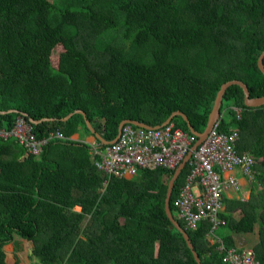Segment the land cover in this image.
<instances>
[{"label": "trees", "instance_id": "16d2710c", "mask_svg": "<svg viewBox=\"0 0 264 264\" xmlns=\"http://www.w3.org/2000/svg\"><path fill=\"white\" fill-rule=\"evenodd\" d=\"M263 51L264 0H0V128L22 117L35 140H47L25 157L15 137L0 139V264L16 238L31 244L32 264H198L164 210L173 173L140 170L103 186L90 144L71 137H93L87 120L111 142L123 120L157 127L174 112L201 133L225 83L264 98ZM219 119L221 131L237 129L239 153L259 160L249 199L226 201L230 234L221 240L227 249L256 233L264 264V105L248 107L232 85ZM171 123L191 134L181 116ZM187 173L186 165L169 203L183 229L172 202ZM208 230L184 229L201 264H224Z\"/></svg>", "mask_w": 264, "mask_h": 264}, {"label": "built area", "instance_id": "2783aa9c", "mask_svg": "<svg viewBox=\"0 0 264 264\" xmlns=\"http://www.w3.org/2000/svg\"><path fill=\"white\" fill-rule=\"evenodd\" d=\"M239 117L240 111L234 109ZM218 119L206 139L193 151L187 162L188 173L179 187L173 207L184 229L195 231L207 222V239L217 241L215 231L226 224L224 213L230 195L240 201L246 198L245 186L238 174L252 187L256 183V165L259 160L250 152L239 153V134L236 128L229 133L221 131ZM53 135L51 134L50 137ZM57 137H62L56 134ZM15 137L24 145L25 154L37 156L47 140H35L30 125L18 117L12 129L0 128V139ZM198 138L178 128L174 123L158 128L144 129L130 124L121 128L114 143L103 144L94 141L90 144L94 166L106 179H130L138 176L140 170L163 169L173 173L184 161ZM252 190V189H251ZM224 264H260L254 250L245 245L225 248L218 242Z\"/></svg>", "mask_w": 264, "mask_h": 264}, {"label": "water", "instance_id": "95a60500", "mask_svg": "<svg viewBox=\"0 0 264 264\" xmlns=\"http://www.w3.org/2000/svg\"><path fill=\"white\" fill-rule=\"evenodd\" d=\"M263 60H264V51L262 52V54L260 55L259 60H258L259 69L264 74V62H263ZM232 85H239L240 87H242V89L244 91V95H245V104L248 107L256 108V107H261V106L264 105V98L254 99V98L250 97L249 89H248L247 85H245L244 83H242L240 81H236V80L227 82L224 85H222V87H221V89H220V91H219V93L217 95L213 111L210 114L208 125H207L206 129L203 132H201V133L197 132L190 125L188 118L183 113L174 112L169 117V119L165 123H163V125L157 126V127H151V126H148L146 124H143V123H140V122H137V121L123 120L118 125L116 137L111 142H107V141L103 140L97 133H95L94 130L92 129L90 123L87 120H85L86 126L88 127V129L90 130L91 134L93 135V138L97 139L98 141H100V142H102L104 144L114 143L117 140V138L119 137V135H120L122 126L125 125V124H130V125H133V126L144 128V129H158V128L164 127V126L168 125L169 123H171L174 120V118L177 117V116H181L184 119V121L188 123V128H189L190 132L192 134L196 135L198 140L195 143V145L192 147V150L188 153V155L186 156L184 161L181 163V165L177 168V170H175L173 172L171 178L168 181L167 190H166L165 199H164V210H165L167 218L172 223V225L180 233H182L183 238L185 239L189 249L192 250L194 259H195V261L198 264H201L200 263V259L198 258V256L196 255L195 251L193 250L192 244L190 243V240L188 238L187 233L184 231L183 228L180 227L178 222L172 216V213H171L170 208H169L170 197H171V194H172V191H173V188H174V183L178 179L179 175H181V173H182L183 169L185 168L187 162L191 158L193 151H195L197 149V147L206 139V137L208 136L210 130L212 129L214 124L217 122V120L220 118V116H221V104H222V101H223L224 94H225L226 90ZM77 112L78 113H82L81 111H77ZM70 116L71 115H68L66 118H64V120H67ZM33 123L37 124V122H35V121Z\"/></svg>", "mask_w": 264, "mask_h": 264}, {"label": "crops", "instance_id": "0c3cea01", "mask_svg": "<svg viewBox=\"0 0 264 264\" xmlns=\"http://www.w3.org/2000/svg\"><path fill=\"white\" fill-rule=\"evenodd\" d=\"M79 137H80L79 134H75L71 137V139L77 140ZM83 139L86 143H89V144H91L95 141L92 136H84ZM238 176L240 178L241 183L246 187L245 188L246 198L249 199V197L251 195V186L242 175L238 174ZM228 200H233L232 195H230L228 197ZM226 209H227V204H226ZM237 212H240V210H235L233 212L234 217H236ZM208 241L210 244H214V243H218L222 240H221V238H219V239H217V241H214L212 239H208ZM234 241H235L234 246L245 245V246L250 247L254 250V246L257 243L258 238H257L256 233H251V234H244V235H236L234 237ZM7 246H9V248H10L9 250H10L11 255L13 257L15 256V258L17 257L18 260H21V254L22 255L25 254L27 259H28L27 264L39 263V260L37 258H35L34 256H32L31 250H30L31 244L28 241L16 238L14 240V243L9 244ZM7 246L4 247V251H5L6 255H8ZM7 258H8V263L11 264V261H12L11 258H9L8 256H7ZM20 264H22V263H20Z\"/></svg>", "mask_w": 264, "mask_h": 264}, {"label": "rangeland", "instance_id": "374dc122", "mask_svg": "<svg viewBox=\"0 0 264 264\" xmlns=\"http://www.w3.org/2000/svg\"><path fill=\"white\" fill-rule=\"evenodd\" d=\"M63 51V48H62V46L61 45H56V47L54 48V51H53V53H52V56H51V61H52V65L54 66V67H56L57 66V63H58V58H59V54L61 53ZM224 118L226 119V120H229V117H228V115H224ZM79 135H80V139L81 140H83V138H84V136H83V134H82V132H80L79 133ZM166 179V181H169V179L168 178H165ZM77 210V209H76ZM237 215H236V219H240V217H241V213L240 212H237L236 213ZM175 216H176V213H175ZM226 234H230V232L226 229V228H223V227H220V228H218L216 231H215V233H214V235L216 236V237H219V238H221L223 235H226ZM10 248H9V246H7V252H8V257L9 258H11V264H13L14 262H15V260H16V258H15V256L13 257L12 255H11V253H10V250H9ZM18 260V259H17ZM27 257H26V255L25 254H21V260H18L19 261V263H22V264H27Z\"/></svg>", "mask_w": 264, "mask_h": 264}]
</instances>
